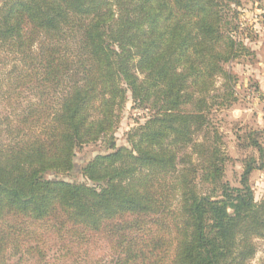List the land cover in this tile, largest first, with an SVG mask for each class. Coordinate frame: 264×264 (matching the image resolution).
I'll return each instance as SVG.
<instances>
[{
    "label": "trees",
    "instance_id": "16d2710c",
    "mask_svg": "<svg viewBox=\"0 0 264 264\" xmlns=\"http://www.w3.org/2000/svg\"><path fill=\"white\" fill-rule=\"evenodd\" d=\"M239 5L0 0V264H50L52 238L75 263L101 238V264H251L264 197L249 176L264 149L243 134L258 159L232 185L211 118L236 101L229 63L251 53ZM128 98L147 114L118 145ZM96 143L83 180L46 176Z\"/></svg>",
    "mask_w": 264,
    "mask_h": 264
},
{
    "label": "rangeland",
    "instance_id": "374dc122",
    "mask_svg": "<svg viewBox=\"0 0 264 264\" xmlns=\"http://www.w3.org/2000/svg\"><path fill=\"white\" fill-rule=\"evenodd\" d=\"M238 10L240 22L245 29L242 41L251 53L240 56L229 63L232 74L236 76V101L226 109L213 111L211 118L215 127L222 134L224 148L229 156L225 164V179L236 185L242 171L243 160L258 154L252 146H246L243 138L246 132L256 131V139L264 149V0H239ZM146 110L134 108L128 98L121 112L119 124L114 132L116 143L125 144V133L140 124L146 117ZM258 133V134H257ZM237 136V137H236ZM102 150L100 143L87 144L79 147L74 156L75 168L69 174H47L49 178L83 180L79 168L97 152ZM262 167L253 170L249 182L254 192L255 200L264 197V157ZM58 243L53 238L46 247V260L50 264H101L110 258V251L106 242L101 238H92L86 243L78 245L81 256L75 263L70 255L63 256V251L57 248ZM258 250L251 264H258L264 257V240L257 241ZM72 260V261H71Z\"/></svg>",
    "mask_w": 264,
    "mask_h": 264
}]
</instances>
